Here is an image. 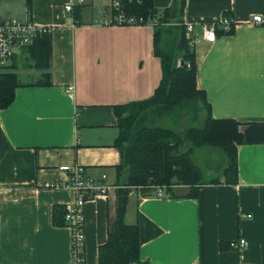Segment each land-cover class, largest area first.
<instances>
[{
  "label": "crops",
  "instance_id": "1",
  "mask_svg": "<svg viewBox=\"0 0 264 264\" xmlns=\"http://www.w3.org/2000/svg\"><path fill=\"white\" fill-rule=\"evenodd\" d=\"M110 0H0V17L27 15L50 28L49 83L16 49L9 69L21 85L0 109V264H70L71 230L55 225V205L68 206L62 165H81L87 176L107 174L111 188L84 207L85 264H98L99 247L115 226V169L120 153L113 105L149 97L161 79L151 24H96ZM173 0H153L161 12ZM73 4L72 12L65 5ZM258 14L262 23L254 24ZM231 15L236 21L215 41L201 37L203 23ZM191 23L197 85L215 118L238 122L237 181L226 183L224 158L201 161L196 196L185 187L128 194L125 221L139 226V257L150 264H264V0H185ZM198 155V156H197ZM198 158V159H197ZM242 238L239 249L221 244Z\"/></svg>",
  "mask_w": 264,
  "mask_h": 264
},
{
  "label": "trees",
  "instance_id": "2",
  "mask_svg": "<svg viewBox=\"0 0 264 264\" xmlns=\"http://www.w3.org/2000/svg\"><path fill=\"white\" fill-rule=\"evenodd\" d=\"M125 1L128 13L144 19L158 17L160 24L154 26L153 32V54L160 60L161 79L149 97L113 105L118 128L114 146L120 153V162L114 166L115 226L99 247L98 264H150L139 257V226L125 221L131 188H139L146 194L154 191L156 186L170 190L171 186L179 184L186 191L173 192L174 195L196 196L200 185L218 180L203 182L200 164V160L213 163L216 160L214 152L224 158L221 173L225 182L235 183L237 147L242 142L238 122L213 117L206 94L197 85L195 53L189 38L185 37L182 20L185 0H173L161 12L154 8L153 0ZM26 5L29 12L31 0H26ZM174 20L177 22L171 24L175 26L173 44L168 47L162 43L166 29L163 24ZM215 32L216 35L224 33L217 27ZM24 49L28 64L42 71L38 82L48 84L50 34L39 35ZM21 84L18 74L9 66L0 67V109L11 104L15 89ZM162 123L169 126H162ZM195 152L201 156L199 161L193 157ZM65 208L60 204L54 206L55 225L65 224ZM221 248L228 249V242L221 244Z\"/></svg>",
  "mask_w": 264,
  "mask_h": 264
},
{
  "label": "built area",
  "instance_id": "3",
  "mask_svg": "<svg viewBox=\"0 0 264 264\" xmlns=\"http://www.w3.org/2000/svg\"><path fill=\"white\" fill-rule=\"evenodd\" d=\"M83 0H79L82 3ZM109 16L96 19L94 23L107 24H151L153 26L160 24L158 17H148L146 19L128 13L125 10V0H110L109 1ZM73 4L65 5L67 12H72ZM251 22L254 24L262 23L261 17L256 14L251 17ZM236 21L231 15H224L219 21V26L222 31L228 32L235 25ZM164 23L163 25H165ZM186 37L191 39V32L194 25L184 23ZM217 27L216 23H203L200 26L201 37L207 41H215ZM50 28L45 25L35 23L29 15L18 18L14 16L0 17V67L9 66L11 57L16 49H24L29 47L35 39L43 34L49 33ZM66 175V182L51 183L50 187H70L73 190V201L65 206L64 221L71 230V263L70 264H85V231H84V207L87 200L96 195H106L111 186L107 183V174L101 173L98 178L89 177L86 175L84 168L81 165L59 167ZM116 187V186H115ZM134 188H131V190ZM130 190V191H131ZM154 193L156 196L165 194L163 186H156ZM245 240L239 238L228 242L230 249H239L244 246Z\"/></svg>",
  "mask_w": 264,
  "mask_h": 264
},
{
  "label": "rangeland",
  "instance_id": "4",
  "mask_svg": "<svg viewBox=\"0 0 264 264\" xmlns=\"http://www.w3.org/2000/svg\"><path fill=\"white\" fill-rule=\"evenodd\" d=\"M108 8H109V5H108ZM174 22H177V20H174L173 23H170V24L166 23V25H164L166 27V29H165V31L163 33V36H162V43L165 46H168V47L172 46V44H173V34H174L173 32H174L175 26H172L171 24H174ZM177 56L180 58L179 53H177ZM178 57H177V60L179 59ZM177 62L179 63V60ZM154 123H159V125H161L159 121H154ZM162 126H167L168 127L169 125L167 123H162ZM186 144H187V142L184 144V146ZM203 176H204V174L202 173V177ZM182 186L183 185L174 184L173 186H171V188L175 187L174 189H177L176 187L181 188Z\"/></svg>",
  "mask_w": 264,
  "mask_h": 264
}]
</instances>
